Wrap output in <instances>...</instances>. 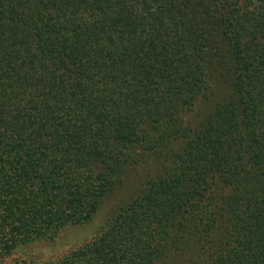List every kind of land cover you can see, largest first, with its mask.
Here are the masks:
<instances>
[{
    "label": "trees",
    "instance_id": "16d2710c",
    "mask_svg": "<svg viewBox=\"0 0 264 264\" xmlns=\"http://www.w3.org/2000/svg\"><path fill=\"white\" fill-rule=\"evenodd\" d=\"M168 260L264 264V0H0V264Z\"/></svg>",
    "mask_w": 264,
    "mask_h": 264
},
{
    "label": "rangeland",
    "instance_id": "374dc122",
    "mask_svg": "<svg viewBox=\"0 0 264 264\" xmlns=\"http://www.w3.org/2000/svg\"><path fill=\"white\" fill-rule=\"evenodd\" d=\"M210 81L214 91H216V97L220 96L221 93V84L217 82L216 77L211 76ZM211 103V102H210ZM205 108L202 109L204 111ZM193 111L187 112V116L192 119L195 117ZM148 171V165L143 164L133 172H131L123 185L114 193L101 209L88 221L68 226L64 229L60 235L53 241H39L35 242L27 247L28 250L36 253L38 256H56L63 252L68 251L70 248L88 240L96 230L102 226L106 221L108 215L125 199L127 194L133 192L142 182L144 174ZM183 260V256H180V259L177 263ZM176 261L171 263L169 260L165 263L156 262L154 264H177Z\"/></svg>",
    "mask_w": 264,
    "mask_h": 264
}]
</instances>
